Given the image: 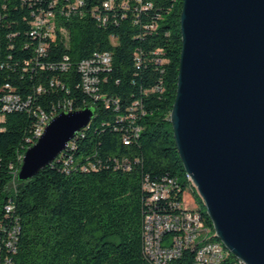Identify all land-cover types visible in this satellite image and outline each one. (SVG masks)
I'll use <instances>...</instances> for the list:
<instances>
[{
    "label": "trees",
    "instance_id": "16d2710c",
    "mask_svg": "<svg viewBox=\"0 0 264 264\" xmlns=\"http://www.w3.org/2000/svg\"><path fill=\"white\" fill-rule=\"evenodd\" d=\"M55 1L0 0V264H154L144 252L147 216L177 215L178 204L198 198L171 122L184 0H110V9L108 0ZM48 13L62 17L70 41L60 27L51 38L32 35ZM97 52L112 63L96 97L83 91L78 66ZM11 93L24 109L4 111ZM67 104L91 106L95 118L52 165L20 181L40 113L59 115ZM147 184L167 186L168 197L153 201ZM185 211L200 213L205 241L219 240L207 213ZM197 247L178 264H196Z\"/></svg>",
    "mask_w": 264,
    "mask_h": 264
},
{
    "label": "water",
    "instance_id": "95a60500",
    "mask_svg": "<svg viewBox=\"0 0 264 264\" xmlns=\"http://www.w3.org/2000/svg\"><path fill=\"white\" fill-rule=\"evenodd\" d=\"M171 122L184 169L216 237L264 264V0H184ZM95 109L60 113L24 154L28 181L66 150Z\"/></svg>",
    "mask_w": 264,
    "mask_h": 264
},
{
    "label": "built area",
    "instance_id": "2783aa9c",
    "mask_svg": "<svg viewBox=\"0 0 264 264\" xmlns=\"http://www.w3.org/2000/svg\"><path fill=\"white\" fill-rule=\"evenodd\" d=\"M78 3L79 5H83L84 0H78ZM54 6H57V0L54 2ZM104 6L110 9L111 1H106ZM59 23H62V17H57L55 13H48L45 16L40 15L34 22L32 35L37 39L41 37H54ZM60 33L63 35L64 27H61ZM62 37L67 39L66 36ZM46 49L47 43L42 42L38 46V53L42 55L47 51ZM111 63L112 57L109 52H97L92 57L80 62L78 70L82 75V89L86 94L97 97L98 87L101 83L100 76L111 68ZM69 68V57H65L61 69L66 72ZM3 102L4 111L8 112L21 110L26 107L21 97L14 93L5 96ZM117 104L118 101H115L116 106ZM62 108L72 111V106L69 104L64 105ZM40 116H42V125H37L32 146L43 135L47 124L57 117V110L53 111L52 115L41 112ZM135 132V136L138 137L140 129H136ZM81 133L83 131L78 134ZM125 144H129V140H126ZM23 158L24 155L21 158L22 163ZM20 171L16 174L17 178ZM169 184H172V180L169 181ZM146 187L154 194L152 197L153 201L167 198L169 195V188L167 186H152L151 184H147ZM186 203L183 201L182 204H178L180 213L177 215L150 214L147 216L145 221L144 252L154 264H178V261L188 251V245H195L197 247V242H205V239H207L204 238L203 220H198L197 217L185 216L184 205ZM11 209L12 207H8V211ZM173 232L177 235L167 238V235ZM194 255L196 264H232L231 256L223 255L216 246L208 247V249H199V254Z\"/></svg>",
    "mask_w": 264,
    "mask_h": 264
},
{
    "label": "bare ground",
    "instance_id": "6f19581e",
    "mask_svg": "<svg viewBox=\"0 0 264 264\" xmlns=\"http://www.w3.org/2000/svg\"><path fill=\"white\" fill-rule=\"evenodd\" d=\"M74 111V110H72ZM65 112V111H63ZM62 113V112H61ZM58 116V115H57ZM41 125H42V121H41ZM84 132V131H83ZM78 135V134H77ZM189 176V175H188ZM189 178L191 179V177L189 176ZM185 216L186 217H197L198 220L201 219V215L200 213H189V212H186L185 211ZM192 245H188V248L191 247ZM213 246H216L217 249L220 250V253H222L223 255L225 256H234L235 259H236V264H247L245 263V261H243L242 259L236 257L224 244L223 242L219 239V240H208V241H205L203 243L200 244L199 247L195 248L196 250V254H199V249H208V247H213Z\"/></svg>",
    "mask_w": 264,
    "mask_h": 264
},
{
    "label": "rangeland",
    "instance_id": "374dc122",
    "mask_svg": "<svg viewBox=\"0 0 264 264\" xmlns=\"http://www.w3.org/2000/svg\"><path fill=\"white\" fill-rule=\"evenodd\" d=\"M58 27H60L58 25ZM61 29V27L59 28V30ZM62 36H66L67 39L70 41L71 40V34L70 31H68V29H64V33ZM198 198L196 200H194L193 198L188 199L187 203L184 205V207L186 206L188 210H203L204 213H207V207L202 199V197L199 195V193L197 192ZM195 197V195H193Z\"/></svg>",
    "mask_w": 264,
    "mask_h": 264
}]
</instances>
